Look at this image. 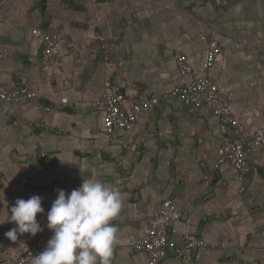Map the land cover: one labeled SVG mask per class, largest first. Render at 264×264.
<instances>
[{"label": "crops", "instance_id": "obj_1", "mask_svg": "<svg viewBox=\"0 0 264 264\" xmlns=\"http://www.w3.org/2000/svg\"><path fill=\"white\" fill-rule=\"evenodd\" d=\"M106 19L118 38L104 61L96 38ZM40 27L59 34L54 63L44 56ZM201 35L221 47L206 73L232 114L247 130L263 125L264 0H232L223 9L202 0H7L0 6V84H25L36 94L0 101V221L18 198L39 195L45 210L37 214L44 230L34 237L18 233L12 241L5 233L15 223L0 224V264L39 235L49 240L46 217L57 190L69 193L88 179L122 195L112 221L111 264H147V254L130 242L153 224V209L165 198L182 214L170 237L197 233L206 245L184 260L168 252L158 264H264V148L247 153L251 170L242 179L229 162L214 169L217 148L234 129L207 108L187 109L170 94L190 78L178 73L172 54H184L199 73L206 50ZM107 78L125 106L135 97L159 99L125 133L129 150L109 144L102 131L95 101ZM41 149L51 169L39 158ZM215 177L207 193L213 196L202 194Z\"/></svg>", "mask_w": 264, "mask_h": 264}, {"label": "built area", "instance_id": "obj_2", "mask_svg": "<svg viewBox=\"0 0 264 264\" xmlns=\"http://www.w3.org/2000/svg\"><path fill=\"white\" fill-rule=\"evenodd\" d=\"M6 1L0 0V6ZM91 1L96 2V0ZM202 1L223 9L232 0ZM38 36L46 60L49 64L54 63L59 49L58 32L40 27ZM117 38L113 22L106 19L104 32L97 34L96 38L104 61L108 60L109 54L115 48ZM201 39L206 42V50L199 73H195L186 62L184 54L179 52L172 54L178 73L189 75L190 78L174 86L170 90V94L187 109L207 108L221 122L234 129V134L223 140L218 146L216 159L212 167L216 169L222 163L229 162L239 178L242 179L251 170L247 153L250 150L264 148V124L253 130H247L232 114L229 102L219 95L217 84L206 73L215 57L221 52V47L217 40L213 38H206L201 35ZM3 55L4 52L0 51V56ZM35 97V92L25 84L14 89H9L0 84V101L17 103L33 100ZM66 101L65 97L61 98L62 103ZM158 103L159 99L157 97H135L128 106H125L124 95L119 91L112 90L111 79H105L102 94L95 101V105L102 111V131L107 142L118 145L123 151L131 149V143L125 139V133L132 128L139 115L152 111ZM44 110L49 111L50 107L45 106ZM39 158L45 168L51 169V161L45 150L41 149L39 151ZM24 181L23 179L21 185ZM181 215V207L175 204L172 199L165 198L159 201L153 209V224L144 229L143 236L140 239L130 242L131 249L144 251L147 254V264H158L168 252L177 259H187L192 251L204 247L206 242L197 233H185L178 239L170 237L171 227L181 219ZM47 241L48 239L44 235L37 236L21 255L11 258L7 263L25 264L33 259V256L44 250Z\"/></svg>", "mask_w": 264, "mask_h": 264}, {"label": "clouds", "instance_id": "obj_3", "mask_svg": "<svg viewBox=\"0 0 264 264\" xmlns=\"http://www.w3.org/2000/svg\"><path fill=\"white\" fill-rule=\"evenodd\" d=\"M57 192L46 217L53 235L44 250L33 256L32 264H111L117 231L112 221L122 207L119 190L88 179L69 193ZM42 199L39 195L16 199L11 214L0 221L16 225L5 233L7 238L16 241L18 233L34 237L44 230L37 220V214L45 211Z\"/></svg>", "mask_w": 264, "mask_h": 264}, {"label": "water", "instance_id": "obj_4", "mask_svg": "<svg viewBox=\"0 0 264 264\" xmlns=\"http://www.w3.org/2000/svg\"><path fill=\"white\" fill-rule=\"evenodd\" d=\"M216 182H217V178H213L212 180L210 179V181H208L207 186L205 187V189L202 190V194L204 195H208V192H211L212 190L215 189L216 187ZM208 196H213V193L208 195ZM171 251V250H170Z\"/></svg>", "mask_w": 264, "mask_h": 264}]
</instances>
